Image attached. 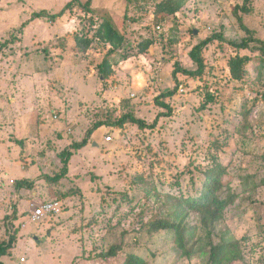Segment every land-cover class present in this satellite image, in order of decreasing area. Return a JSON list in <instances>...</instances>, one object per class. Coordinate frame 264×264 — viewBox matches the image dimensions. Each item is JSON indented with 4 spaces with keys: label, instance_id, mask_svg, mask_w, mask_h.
<instances>
[{
    "label": "rangeland",
    "instance_id": "obj_1",
    "mask_svg": "<svg viewBox=\"0 0 264 264\" xmlns=\"http://www.w3.org/2000/svg\"><path fill=\"white\" fill-rule=\"evenodd\" d=\"M87 1L0 0V243L16 236L5 264H118L130 252L151 264H207L211 243L225 234L239 244L237 258L221 264H264V52L215 40L203 51L202 75H174L177 66L198 68L189 52L213 33L237 42L246 36L233 12L245 0H186L173 15L157 12L163 0H92L90 8ZM250 7L243 22L264 40V0ZM42 9L64 13L33 19ZM107 19L125 37L112 53L97 35ZM147 39L153 44L141 53ZM237 53L249 56L239 80L229 67ZM105 58L112 64L106 80L99 75ZM168 90L174 94L160 100L171 106L165 115L158 97ZM129 113L146 126L111 124ZM100 121L67 176L48 181L63 166L60 152ZM213 167L225 171L222 190L236 198L207 228L184 206L183 225L196 228L187 248L199 238L187 257L174 231L149 233L146 224L174 219L183 211L180 195L197 196ZM23 178L34 188L17 189ZM45 201L60 205L38 223L18 225ZM115 245L117 255L105 258Z\"/></svg>",
    "mask_w": 264,
    "mask_h": 264
},
{
    "label": "trees",
    "instance_id": "obj_2",
    "mask_svg": "<svg viewBox=\"0 0 264 264\" xmlns=\"http://www.w3.org/2000/svg\"><path fill=\"white\" fill-rule=\"evenodd\" d=\"M252 0H245L244 3L240 6L237 5L233 12L237 16L240 25L246 32V36L239 42L233 40H227V38L222 33H213L212 35L206 37L197 43L189 52L191 59L197 63L198 68L196 70L185 69L181 66H177L174 70V75L178 72H183L184 74L192 75V76H200L204 73L206 68V62L203 55V51L215 40L224 41L235 47L236 49H250L255 50L258 49L264 52V40L256 37L252 29L246 26L243 22V13H250L252 8L250 7V3ZM186 0H163L157 5V12L163 15H173L176 14L182 8L183 4ZM72 2L68 3L70 6ZM92 0H88L84 6H91ZM64 10L58 13L51 14L48 10L42 9L33 13L32 18H47L50 17L52 19H56L59 16L63 15ZM98 37L101 38L106 43H110L112 48L109 50V53H112L114 50L121 48V46L125 42L124 34H121L120 31L113 25L111 20H105L100 28L97 30ZM153 44V41L150 39L145 40L142 43L141 53L147 51L148 48ZM249 60V56L242 55L237 53L235 56L231 57L229 60V67L232 78L241 79L245 74V64ZM99 75L102 79L106 80L112 75V64L105 58L103 62L99 66ZM174 94V90H168L161 94L158 97L159 103L168 108L169 112L165 115H170L171 106L166 104L164 101H160L163 98L168 96H172ZM126 121H131L139 124L141 127L146 126L145 121L140 118H137L135 115L129 113L125 116L121 117L119 120L112 122V125H117L122 127ZM105 125V122H96L93 127H91L85 138L79 142H73L69 146H67L62 152H60V157L63 163L60 171L56 173L54 176H46L47 180L50 182L57 183L61 179L67 176L69 172V162L71 157L74 155L75 151L81 149L90 143L91 137L94 132L97 131L100 127ZM153 123L150 126H155ZM21 142V141H20ZM225 176V171L219 170L215 167L209 169L205 175V178L202 182V186L199 190L197 196H186L185 194H181L179 200L180 207L183 208V211L179 213L174 219L169 218H156L151 220L146 224L149 233H154L160 231L162 229L172 230L175 233V241L179 246V249L182 251V254L189 257L191 255L192 249L196 244V241L199 238L194 239L193 245L188 249L189 243L191 242L192 237L187 233L193 231L196 228H189L183 225V219L181 216L184 215L183 212L189 211V213L193 210L199 214L200 224L203 225L204 228L215 226V224L220 221L224 215L226 208L232 204L236 198V195L231 193L230 191H223V179ZM35 186L34 181L29 178H23L17 181L16 188L17 189H33ZM227 193V194H226ZM172 198V197H171ZM184 206L186 210L184 209ZM181 219V221L179 220ZM199 224V225H200ZM198 225V226H199ZM195 236V233H193ZM191 234V235H193ZM189 236V237H187ZM239 240L236 238L228 237V234H225L222 237L221 242L217 245L211 243V254L207 264H221L223 261L228 263L234 258H237L235 251H232L233 246H238ZM16 242V236L11 235L8 240H4L0 243V264H5L3 261L4 256L11 255L12 249ZM121 249L120 246H112L107 252H105L104 257L110 258L115 257L117 255L118 250ZM232 251V252H231ZM231 254L228 256V254ZM225 254V255H224ZM240 256L242 254L240 253ZM118 264H151L149 260H147L144 256L137 254L136 252H130L126 258ZM225 264V263H224Z\"/></svg>",
    "mask_w": 264,
    "mask_h": 264
},
{
    "label": "built area",
    "instance_id": "obj_3",
    "mask_svg": "<svg viewBox=\"0 0 264 264\" xmlns=\"http://www.w3.org/2000/svg\"><path fill=\"white\" fill-rule=\"evenodd\" d=\"M55 117L57 118V116ZM59 205V201H45L39 205H35L28 216H24L20 219V224L18 225L27 227V225L38 223L44 216L56 211ZM21 261H26V258H22Z\"/></svg>",
    "mask_w": 264,
    "mask_h": 264
},
{
    "label": "crops",
    "instance_id": "obj_4",
    "mask_svg": "<svg viewBox=\"0 0 264 264\" xmlns=\"http://www.w3.org/2000/svg\"><path fill=\"white\" fill-rule=\"evenodd\" d=\"M55 61H56V59H55ZM57 64V63H56ZM71 64H73V63H71ZM63 68H65V67H62V70H61V72L64 74V76L67 74L64 70H63ZM73 71H74V69H73V66H72V69H71V75L72 76H75V74L73 73ZM53 73H55L56 74V69L55 70H53ZM93 74V73H92ZM85 78H86V81H87V79H88V81H90L91 79V75L90 74H87V76H85V75H83ZM80 77V76H79ZM25 80L23 79V78H19V84L18 85H21V86H23V82H24ZM44 93V92H43ZM47 94H45L44 93V97H42V96H40V97H42L41 99H39V101H41V103L39 104V106L41 107V106H43V107H46V106H48V103H49V101H48V96H46ZM17 98H19L18 96L17 97H11L10 99H12V100H16ZM23 98V97H22ZM7 120H13V121H15V119H14V114H11L10 112H8L7 111ZM101 128V127H100ZM97 133H98V131H96L94 134H93V138L97 135Z\"/></svg>",
    "mask_w": 264,
    "mask_h": 264
},
{
    "label": "clouds",
    "instance_id": "obj_5",
    "mask_svg": "<svg viewBox=\"0 0 264 264\" xmlns=\"http://www.w3.org/2000/svg\"><path fill=\"white\" fill-rule=\"evenodd\" d=\"M66 27L71 30L74 27V22H69Z\"/></svg>",
    "mask_w": 264,
    "mask_h": 264
}]
</instances>
